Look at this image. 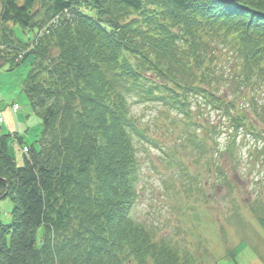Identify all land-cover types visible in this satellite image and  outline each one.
I'll use <instances>...</instances> for the list:
<instances>
[{
  "label": "trees",
  "instance_id": "obj_1",
  "mask_svg": "<svg viewBox=\"0 0 264 264\" xmlns=\"http://www.w3.org/2000/svg\"><path fill=\"white\" fill-rule=\"evenodd\" d=\"M28 59L23 90L42 129L19 166L0 133V200L12 202L0 264H198L130 215L142 136L130 99L174 110L189 150L217 160L210 127L215 142L222 117L253 129L239 99L264 91V0H0V65ZM194 105L219 115L201 138Z\"/></svg>",
  "mask_w": 264,
  "mask_h": 264
},
{
  "label": "rangeland",
  "instance_id": "obj_2",
  "mask_svg": "<svg viewBox=\"0 0 264 264\" xmlns=\"http://www.w3.org/2000/svg\"><path fill=\"white\" fill-rule=\"evenodd\" d=\"M12 27L24 41L37 36L32 32L24 36L19 27ZM29 62L12 69L8 63L0 65V133L7 136V152L18 166L23 164L22 147H38L42 129L23 90ZM252 96L254 107L247 106ZM130 102L142 132V136H133L138 194L130 215L149 227L157 239L165 238L180 250H188L198 264H264V225L258 220L264 209V91L247 88L239 99V106L246 105L252 130L247 126L234 133L222 117V131L215 142L210 127L209 154L217 144L221 154L209 161L184 143L186 128L180 121L171 122L174 110L135 97ZM13 104L19 109L14 111ZM194 107L201 138V125H218L219 115L210 107ZM10 133L21 135L23 144L13 143ZM214 162L223 168L221 184L216 181ZM11 209L10 199L0 200L2 223L10 222Z\"/></svg>",
  "mask_w": 264,
  "mask_h": 264
},
{
  "label": "built area",
  "instance_id": "obj_3",
  "mask_svg": "<svg viewBox=\"0 0 264 264\" xmlns=\"http://www.w3.org/2000/svg\"><path fill=\"white\" fill-rule=\"evenodd\" d=\"M0 120H1V115H0Z\"/></svg>",
  "mask_w": 264,
  "mask_h": 264
}]
</instances>
